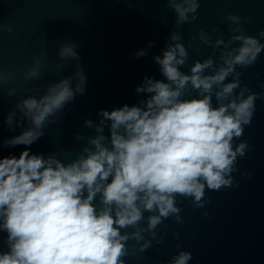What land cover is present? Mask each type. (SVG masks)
Segmentation results:
<instances>
[{
  "label": "clouds",
  "instance_id": "9594fccd",
  "mask_svg": "<svg viewBox=\"0 0 264 264\" xmlns=\"http://www.w3.org/2000/svg\"><path fill=\"white\" fill-rule=\"evenodd\" d=\"M167 5L176 17L173 30L161 52L152 56L162 79L145 74L134 89L142 99L99 109L95 121L85 119L82 126L93 134H74L82 146L74 159L36 153L32 146L49 125L62 123L66 107L87 91L80 43L65 41L56 53L65 62L56 65L58 70L76 62L71 75L43 90L23 89L34 94L18 96L4 115L3 126L14 135L0 139V151H20L0 155V233L5 234L0 264H126L128 257L142 259L153 241L164 239L166 233L158 238V232L165 220L185 223L178 197L203 209L210 202L207 192L238 184L233 174L251 148L241 138L264 91L243 84L237 69L255 65L264 52V29L247 35L242 18L233 13L223 18L229 22L227 40L222 35L213 40L199 29L198 39L212 48V55L195 60L185 73L181 69L189 52L177 29L198 18L200 0H167ZM0 30L13 28L0 25ZM154 44L148 41L134 58L147 57ZM40 69L36 57L23 70V81L39 80ZM14 79L0 69V85ZM258 86L264 89V83ZM17 93L11 87L6 95ZM241 175L251 178L252 173ZM203 215L209 217L207 211ZM172 235L179 240V232ZM176 248L164 264H190L192 253L180 243Z\"/></svg>",
  "mask_w": 264,
  "mask_h": 264
},
{
  "label": "water",
  "instance_id": "95a60500",
  "mask_svg": "<svg viewBox=\"0 0 264 264\" xmlns=\"http://www.w3.org/2000/svg\"><path fill=\"white\" fill-rule=\"evenodd\" d=\"M229 13L242 18L247 35L256 36L264 29V0H200L198 18L177 29L189 52L182 71L187 73L195 60L212 55V48L198 39L199 29L213 40L218 35L225 40L230 37L229 22L223 19ZM175 19L167 0H0V25L13 28L12 32L0 30V69L15 76L12 82L0 85V139L14 135L2 122L18 96L34 94L23 89L36 86L43 90V86L75 70V61L56 68L65 63L57 59L59 46L73 40L82 45L77 51L88 77L87 91L66 107L62 123L46 128V135L32 146V151L56 152L63 160L74 159L82 147L74 134H93L82 126L85 119L95 121L99 109L111 110L142 99L134 89L145 74L162 79L152 56L164 48ZM213 28L219 32H213ZM148 41H155L150 54L134 58L133 53ZM36 57L41 60V77L24 82L23 70L31 67ZM237 71L242 72V83L252 91H264L258 86V82L264 83V52L255 65ZM11 87L18 88V93L9 98L6 92ZM241 139L251 148L239 159V171L233 174L238 184L207 192L210 202L203 209H194L178 197L185 223L165 220L158 232V238L166 233L162 242L153 241L152 247L141 254L142 259L128 257L126 264H155L157 260L164 264L177 253V243L192 253L190 264H264V98L256 101L252 124L245 126ZM9 151L18 154L20 148L3 149L0 155ZM245 171L252 173L251 178L241 175ZM205 211L209 217L203 215ZM173 232H179V240ZM4 235L0 233V247Z\"/></svg>",
  "mask_w": 264,
  "mask_h": 264
}]
</instances>
